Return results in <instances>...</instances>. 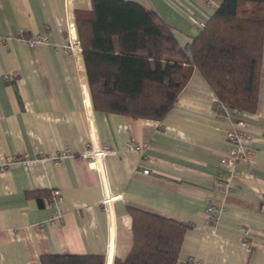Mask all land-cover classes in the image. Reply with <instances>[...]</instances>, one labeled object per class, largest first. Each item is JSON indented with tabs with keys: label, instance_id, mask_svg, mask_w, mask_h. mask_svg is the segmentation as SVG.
<instances>
[{
	"label": "crops",
	"instance_id": "obj_1",
	"mask_svg": "<svg viewBox=\"0 0 264 264\" xmlns=\"http://www.w3.org/2000/svg\"><path fill=\"white\" fill-rule=\"evenodd\" d=\"M134 1L158 12L182 46L218 7ZM91 9L92 0H0V264H43V254H102L114 264L133 245L131 206L189 223L177 264H264V52L257 109L243 114L255 140L226 174L227 122L198 69L162 119L94 108L82 50L61 48L68 24L78 29ZM37 33L48 39L30 46L26 37ZM91 142L117 150L103 167L79 158Z\"/></svg>",
	"mask_w": 264,
	"mask_h": 264
},
{
	"label": "trees",
	"instance_id": "obj_2",
	"mask_svg": "<svg viewBox=\"0 0 264 264\" xmlns=\"http://www.w3.org/2000/svg\"><path fill=\"white\" fill-rule=\"evenodd\" d=\"M264 0H221L205 26L182 46L153 9L134 0H92L78 21L95 109L162 119L198 69L216 97L257 109L264 52ZM134 241L114 264H177L189 223L131 206ZM43 264H104L102 254H43Z\"/></svg>",
	"mask_w": 264,
	"mask_h": 264
},
{
	"label": "built area",
	"instance_id": "obj_3",
	"mask_svg": "<svg viewBox=\"0 0 264 264\" xmlns=\"http://www.w3.org/2000/svg\"><path fill=\"white\" fill-rule=\"evenodd\" d=\"M221 0H207L210 4H217L219 5ZM199 30L205 26V21H201L199 23ZM68 42L64 44L61 48L66 53H76L81 52L82 50V43L78 33V29L76 24L72 21L68 24ZM17 36H25L23 29H20L17 32ZM27 42L30 46H35L38 42L43 40H47L48 37L42 33H37L35 35H31L26 37ZM188 46V45H187ZM216 107L219 111L220 116H222L226 122V128L224 131L225 136L229 140L230 146L227 151L223 154L221 158V163L224 167V171L226 174L233 173L236 170L237 161L243 157H247L249 154V144L254 142L255 136L248 130L249 123L244 117V111L239 107H231L230 105L226 104L223 101H220L218 98ZM127 149H136L141 148L142 145L134 143V142H127L125 145ZM117 151L115 148L111 147L110 145H106L104 147L88 143V146L80 153L79 158L86 159L94 166H101L102 160L105 156H107L110 152ZM67 153L66 150H63L58 157L62 158ZM22 155H14V160H23ZM5 165H0V169H4ZM103 167V165H102ZM101 167V168H102ZM144 171L148 172V168H144ZM222 177L227 180L228 175H222ZM228 184V183H226ZM62 199V192L59 188H55L52 190L51 195V203L53 205H57L58 202ZM109 198L106 199V201ZM218 206L213 202L209 201L207 206V211L210 214L216 212ZM62 217V213L58 210L55 214L53 222H57ZM246 240V238H244ZM184 264H203L200 261L195 260L194 258L190 257L184 261Z\"/></svg>",
	"mask_w": 264,
	"mask_h": 264
}]
</instances>
